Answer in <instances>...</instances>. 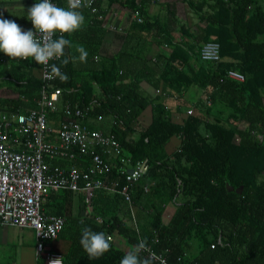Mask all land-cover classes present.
Segmentation results:
<instances>
[{
	"label": "trees",
	"instance_id": "trees-1",
	"mask_svg": "<svg viewBox=\"0 0 264 264\" xmlns=\"http://www.w3.org/2000/svg\"><path fill=\"white\" fill-rule=\"evenodd\" d=\"M109 1L131 12L140 10L144 20L129 28L128 37L134 36L133 31L152 32L149 45L166 48L160 55L163 59L158 58L154 86L177 94L197 87L203 95L193 115L174 121L164 104L142 91L141 73L132 74L124 67L131 54L127 49L109 59L100 57L105 34L102 9L95 15L87 11V28L66 34V39L77 41V47L83 46L89 55L86 63L73 62L71 57L79 55L77 47H66L69 63L57 62L69 79L50 83L52 89H62L50 123L55 124L67 103L88 107L92 120L97 116L117 119L108 132L116 135L134 162L145 163V171L130 189L138 232L130 207L119 193L98 191L91 209L82 192L58 191L47 196L44 210L66 219L57 239L65 246L59 250L63 264H120L141 239L172 264H264V0H211L209 9L204 0L190 1L203 23L196 33L178 20L171 4L166 5L168 22L148 16L137 0ZM173 23L179 26L180 39L173 35L169 25ZM208 40L221 45L218 63L200 57L201 45ZM230 69L243 73L245 80L228 78ZM3 70L0 88L7 84L15 97L0 96V110L16 108L22 100L39 101L44 85L40 64L32 58L13 59ZM83 71L88 73L86 80L80 79ZM149 106L152 121L143 126L140 118ZM91 119L89 127L97 129ZM174 137L179 138V145L169 150ZM82 162L72 163L82 169ZM112 176H119L116 169ZM170 205L175 210L166 220ZM85 226L112 238L110 250L98 259L90 260L80 244ZM140 255L149 257L147 251ZM38 263L48 264L44 257Z\"/></svg>",
	"mask_w": 264,
	"mask_h": 264
},
{
	"label": "built area",
	"instance_id": "built-area-1",
	"mask_svg": "<svg viewBox=\"0 0 264 264\" xmlns=\"http://www.w3.org/2000/svg\"><path fill=\"white\" fill-rule=\"evenodd\" d=\"M98 2L91 0V5L84 9L95 15L100 11ZM52 3L58 6V0H52ZM131 14L135 22H143L140 10ZM118 31L122 29L118 28ZM200 57L220 62V43L205 41L200 48ZM58 61H50L49 64L57 65ZM46 72H50V68L41 65L44 85L35 107L19 106L0 111V226L32 228L37 257H44L48 264L51 259H60L63 264V254L54 251L47 241L51 243L58 239L66 219L44 210L47 196L58 191L82 192L86 206L91 209L98 191L119 193L130 207L138 232L130 189L143 176L145 163L134 162L115 134L90 128L87 123L91 119L90 109L79 103L65 104L58 126L51 127L49 115L57 111L62 89L51 88L50 83L56 79H48ZM226 76L235 81L245 80L244 74L234 69L228 70ZM194 110L190 107L186 114L193 115ZM93 119L102 121L104 118L97 116ZM117 122V119L111 118V124ZM77 159L83 160L82 169L72 163ZM86 159H90L89 162L85 163ZM113 169L119 176H112ZM129 169L133 170L132 173ZM121 180L125 181L123 188ZM96 220L102 222L99 217ZM156 242L157 239L154 240ZM146 251L155 264H172L164 253L156 251L152 245H147Z\"/></svg>",
	"mask_w": 264,
	"mask_h": 264
},
{
	"label": "crops",
	"instance_id": "crops-1",
	"mask_svg": "<svg viewBox=\"0 0 264 264\" xmlns=\"http://www.w3.org/2000/svg\"><path fill=\"white\" fill-rule=\"evenodd\" d=\"M190 1L198 4L202 0H138V2H140V7L148 13V16L152 18L159 17L162 21L168 20V22L170 14L166 5L171 4L175 6L178 20L185 24L190 31L196 33L199 31V26L201 24L203 25V23L200 22L199 12L195 11L190 6ZM204 1L206 2V9H209L207 5L212 3V1ZM38 2L39 0H0V13H2L0 18L14 20L23 30H34L31 21L27 19V10L33 4ZM98 3L102 12H105L103 22L105 34L99 52L100 57H106L109 59L112 55L118 54L122 50L127 49L131 54L127 56V61L124 62V67L132 72V74L136 72L141 73L142 78L140 87L142 91L152 100L154 99L156 102L164 104L174 121L181 122L187 116V109L194 107V105L202 97L203 91L197 87H192L184 94H177L170 88L163 89V91L161 86H154L153 81L159 75V68L157 65L158 58L160 61L163 59L160 58V55L167 52L166 48H162V46L156 43L149 45V42L152 39V32L141 33L138 31L134 34L133 31L134 36L128 37L127 32L129 28L134 24L138 25V23L133 20V17L131 16L132 12L129 9H125L120 7L118 4L111 3L109 0H99ZM58 7L67 8L66 0H62V4H60L58 0ZM80 11H82V14L85 17V24L83 27L87 28L86 26L89 21V13L84 8L80 9ZM169 25L173 30V35H175L177 39H180L181 33L179 31V26L174 23ZM118 28H121L122 31H118ZM80 31L81 30H78L75 33ZM76 43L77 41L72 43L71 47H77L78 44ZM140 50H143V53L138 55ZM142 55L145 57L144 61L141 60L140 56ZM12 60L13 59H10L0 52V72L4 71V68L9 67ZM162 65L163 63L160 64V66ZM35 73L39 75L38 69L35 70ZM80 79H88V73L85 71L81 72ZM0 96L15 97V94H13L7 84H3L0 88ZM19 106H23V108H32L36 106V103L22 100ZM2 109L10 108L6 107ZM152 115L153 108L152 106H149L141 115V124L143 126L149 125L152 121ZM59 120L60 118L57 120L56 127L58 126ZM50 124L52 125V123ZM91 125L97 127V129L108 132L111 128V118H104L102 121L93 119L91 120ZM178 145L179 142L175 148ZM174 210V205L168 206L165 214L166 220L174 213ZM53 243L54 242H49L47 244L51 246L54 251L64 250L65 246L63 241L57 240L55 244ZM35 245V233L32 228L0 226V264H39Z\"/></svg>",
	"mask_w": 264,
	"mask_h": 264
},
{
	"label": "clouds",
	"instance_id": "clouds-1",
	"mask_svg": "<svg viewBox=\"0 0 264 264\" xmlns=\"http://www.w3.org/2000/svg\"><path fill=\"white\" fill-rule=\"evenodd\" d=\"M90 5L91 0H67V8H64L56 6L52 0H41L27 10V19L31 21L34 30H23L14 20L0 18V52L10 59L32 58L37 64L50 68V72L45 73L48 79L58 78L61 83H66L68 75L59 66L54 63L50 65L49 62L60 60L64 66L69 63L65 49L71 47L72 42L65 36L82 29L85 17L80 9ZM76 52L79 55L72 56V61L86 63L88 51L80 46ZM110 240L103 232H94L90 227L81 229L80 244L90 260L98 259L108 252L111 248ZM146 250L147 241L141 239L134 250L124 255L120 264H152L151 257L142 258L140 255ZM49 264H61V261L51 259Z\"/></svg>",
	"mask_w": 264,
	"mask_h": 264
},
{
	"label": "rangeland",
	"instance_id": "rangeland-1",
	"mask_svg": "<svg viewBox=\"0 0 264 264\" xmlns=\"http://www.w3.org/2000/svg\"><path fill=\"white\" fill-rule=\"evenodd\" d=\"M56 124H57V121L55 122V124H52V125L50 124V126L55 128V127H56ZM178 142H179V141H178V138H177V137L172 138L171 141H170V143H169L168 146H167L168 149H169V150H173V148H175V146L178 144ZM135 211H136V209H135ZM136 213H137V211H136ZM136 215H137V214H136ZM137 216H138V215H137ZM139 217H141L140 213H139ZM19 228H20V227H19Z\"/></svg>",
	"mask_w": 264,
	"mask_h": 264
},
{
	"label": "water",
	"instance_id": "water-1",
	"mask_svg": "<svg viewBox=\"0 0 264 264\" xmlns=\"http://www.w3.org/2000/svg\"><path fill=\"white\" fill-rule=\"evenodd\" d=\"M132 171H133L132 169H129L130 173H132ZM143 171H145V167L143 168ZM228 186H229V190H233L234 189L232 186H230V185H228ZM240 191H242V188L240 189Z\"/></svg>",
	"mask_w": 264,
	"mask_h": 264
}]
</instances>
